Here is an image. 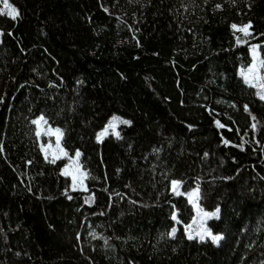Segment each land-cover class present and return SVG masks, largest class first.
<instances>
[{
    "label": "trees",
    "instance_id": "obj_1",
    "mask_svg": "<svg viewBox=\"0 0 264 264\" xmlns=\"http://www.w3.org/2000/svg\"><path fill=\"white\" fill-rule=\"evenodd\" d=\"M9 1L0 264H264V100L240 73L252 43L264 60V0ZM40 114L81 152L87 189L45 158ZM113 117L131 123L98 141ZM173 180L219 209L218 244L188 238L195 208Z\"/></svg>",
    "mask_w": 264,
    "mask_h": 264
},
{
    "label": "snow or ice",
    "instance_id": "obj_2",
    "mask_svg": "<svg viewBox=\"0 0 264 264\" xmlns=\"http://www.w3.org/2000/svg\"><path fill=\"white\" fill-rule=\"evenodd\" d=\"M217 7H219V6H217ZM2 14H6L7 16L11 17V19H13V20H16L17 17L19 16L18 10L16 8L12 7L11 5H9L7 0H3V8H0V15H2ZM232 28L234 30V34L236 31H238V32L243 34V37H249L252 35V33L250 32L251 23H249L247 25H243V26H237L234 24V25H232ZM236 43L237 44L247 43V40L242 39L240 36H237L236 37ZM257 47H259V46H253V48H252L253 53H255ZM261 68H264V60L257 61L256 58L254 57L252 65L250 67H248L246 70L242 69L241 76L244 78L245 84L249 85L250 87H254V88L259 89L256 92V95H258L261 100H264V76H260V74H259V70ZM250 74H254L251 79L249 78ZM245 111H248L247 106H245ZM253 119H255V117H253ZM41 121H44L43 116L40 117L39 120L32 121L33 124L37 125V131H36L37 137L41 136V134H42L41 131L39 130V126L41 124ZM44 123H47V122L44 121ZM130 123H131L130 121L122 120L118 117H113L112 120L109 122V124L105 127L104 131L97 134V140L102 141L103 137L105 135H107L109 129H112L115 136L117 138H120L119 132L115 131L117 125L118 124H130ZM252 127L255 128L256 124H253ZM56 132L58 134L62 135V133H60L59 129H57ZM56 145H57V148L59 149V151L61 153H63V149H60V146H59V136L57 138ZM41 147L44 150L45 158L47 159L51 145H48L47 148H45L44 145H41ZM63 155L66 156L67 153H63ZM80 155H81V153L79 151H77L75 153V157L77 160L80 157ZM58 158H59V156L53 154V158L49 162L55 163L56 159H58ZM64 174L65 175L69 174L67 169L64 170ZM86 176H87V173H81V183H83V179L86 178ZM72 179H73V187H75L76 176L73 175ZM171 183H172V191L174 193H176L177 195H181V193L178 191V187L180 185V182L179 181H172ZM188 196H189V202L192 203L193 206L197 209V215L200 218L198 221L197 220L193 221V223L198 224V229L195 233V236H198L201 241L205 240L206 237H210L211 240L213 241V243L218 244L219 241L221 239H223V237L220 235H213L212 232L208 228L205 227V221L207 219L212 218V217L218 218L219 209L217 208L215 210V212H205L203 209H201L199 207V204H198V187H197V190L195 192L189 193ZM193 197H196V199H193ZM172 218L175 220L176 216L173 215ZM189 227H191V226H189ZM175 234H176V229H173L171 232V235L175 236ZM188 238L194 239L195 237L191 234V232H189Z\"/></svg>",
    "mask_w": 264,
    "mask_h": 264
},
{
    "label": "rangeland",
    "instance_id": "obj_3",
    "mask_svg": "<svg viewBox=\"0 0 264 264\" xmlns=\"http://www.w3.org/2000/svg\"><path fill=\"white\" fill-rule=\"evenodd\" d=\"M2 2H3V0H2ZM7 2H8L9 5H11L12 7L16 8L12 3H10L9 0H7ZM2 8H3V6H2ZM16 9H17V8H16ZM17 10H18V9H17ZM247 24H249V23H245V24H235V25H237V26H243V25H247ZM250 32H251V29H250ZM1 34H2V31L0 30V39H1ZM240 35L243 36L242 33H240ZM253 46H259V43H252V44L250 45V51H251L252 61H251V63H250L249 65H247V66H241V67H240V73H241L242 69H243V70H246L248 67H250V66L252 65V63H253V58H254V57L256 58L257 61H259V60H263V58H262V56H261L260 48L257 47L255 53H253V51H252ZM259 74H260V76H264V68H261V69L259 70ZM253 75H254V74H250L249 78L251 79ZM256 89H257V88H256ZM258 90H259V89H257V91H258ZM42 116L44 117V121H46L47 123H44V121H41V124H40V126H39V130H40L41 133H42L41 136H39L40 145H44L45 148H47L48 145H51V148L49 149V155H48V157H49L50 159L53 158V154L59 156V158H62V157H66V158H67V162H66V164H65L64 167H63V172H64L65 169H67V171H68V173H69L68 175L71 177V180H72V184H71V185H72V188H73V189H81V190H85V189H87V182H86V178H87V176H86V178L83 179V183H81V173H87V169H86V168L83 166V164H82V161H81V155H80V157L78 158V160H77L76 157H75V153H76L77 151H79V150H77L74 154H70V153L68 152V150L64 147L63 142H62V137H63V130H62V128L59 127V126H54V125H52V124L48 121V119L46 118V116H44L43 114H40L39 116H37V117L35 118V120H39L40 117H42ZM118 118H119V117H118ZM111 120H112V119H111ZM111 120H110V121H111ZM108 124H109V123H108ZM108 124H107V125H108ZM107 125H106V126H107ZM117 127H118V125H117ZM117 127H116V129H115L116 132H118ZM57 129L60 130V133H62V135H60V134H58V133L56 132ZM104 129H105V128H104ZM104 129H102L100 132L104 131ZM36 130H37V125H36ZM100 132H99V133H100ZM110 133H114L112 129H109V130H108L107 135L110 134ZM58 136H59V146H60V149H63V153H67L66 156L63 155V153H61V152L59 151V149L57 148L56 141H57ZM42 150H43V149H42ZM43 152H44V150H43ZM79 152H80V151H79ZM80 153H81V152H80ZM44 154H45V152H44ZM59 158H58V159H59ZM73 175L76 176L75 187H73V179H72ZM173 181H178V180H173ZM179 182H180V181H179ZM196 190H197V187H194V188H192V189H190V190H188V191H184L183 188H182V183H181V182H180V185H179V187H178V191H179L180 193L185 194V195L188 197V199H189L188 194H189V193H193V192H195ZM193 199H196V197H193ZM198 204H199V207H200L201 209H203V208L201 207L200 203H199V189H198ZM194 208H195V207H194ZM203 210H204L205 212H215V210H213V211H209V210H205V209H203ZM174 215L176 216V221H177V222L180 221L179 218H178V216H177V213H176V212H175ZM199 219H200V218H199L198 215H197V209L195 208V215H194L193 219H192L189 223L185 224V227H186V229H187V230H186V233H187L188 236H189V232H191V234H192L194 237L199 238L198 236H195V233H196V231H197V229H198V224H197V223H193L194 220H197V221H198ZM207 221H208V219L205 221V227L209 229L208 224H207ZM189 226H191V227H189ZM173 229H176V230H177V226L173 227ZM173 229H172V230H173ZM209 230H210V229H209ZM210 231H211V230H210ZM211 232H212V231H211ZM212 234H213V235H216V234H214V233H212ZM206 238H207V237H206Z\"/></svg>",
    "mask_w": 264,
    "mask_h": 264
},
{
    "label": "crops",
    "instance_id": "obj_4",
    "mask_svg": "<svg viewBox=\"0 0 264 264\" xmlns=\"http://www.w3.org/2000/svg\"><path fill=\"white\" fill-rule=\"evenodd\" d=\"M216 235H220V234H216Z\"/></svg>",
    "mask_w": 264,
    "mask_h": 264
}]
</instances>
